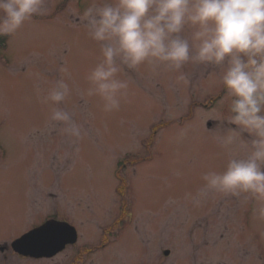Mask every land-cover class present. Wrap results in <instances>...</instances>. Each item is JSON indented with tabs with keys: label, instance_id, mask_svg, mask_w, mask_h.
I'll list each match as a JSON object with an SVG mask.
<instances>
[{
	"label": "rangeland",
	"instance_id": "1",
	"mask_svg": "<svg viewBox=\"0 0 264 264\" xmlns=\"http://www.w3.org/2000/svg\"><path fill=\"white\" fill-rule=\"evenodd\" d=\"M100 2L42 0L41 14L0 36V241L57 216L75 226L77 244L25 264H264L255 201L200 195L203 174L236 154L218 139L231 100L222 67L125 69L127 99L104 112L87 95L102 55L83 18ZM62 78L69 96L42 103ZM57 108L79 138L51 121Z\"/></svg>",
	"mask_w": 264,
	"mask_h": 264
},
{
	"label": "clouds",
	"instance_id": "2",
	"mask_svg": "<svg viewBox=\"0 0 264 264\" xmlns=\"http://www.w3.org/2000/svg\"><path fill=\"white\" fill-rule=\"evenodd\" d=\"M41 2L0 0V36L41 14ZM83 18L102 55L87 75V95L99 96L106 113L119 111L127 99L129 81L120 77L125 69L147 64L178 72L189 62L222 67L231 100L223 121L229 128L218 139L236 154L223 171L203 174L200 195H244L255 201L253 218L264 221V0H101ZM177 81L188 82L183 73ZM69 94L62 78L41 102L59 104ZM50 119L81 136V126L63 109H54Z\"/></svg>",
	"mask_w": 264,
	"mask_h": 264
},
{
	"label": "water",
	"instance_id": "3",
	"mask_svg": "<svg viewBox=\"0 0 264 264\" xmlns=\"http://www.w3.org/2000/svg\"><path fill=\"white\" fill-rule=\"evenodd\" d=\"M77 238L75 227L67 222L51 220L17 240L14 246L16 248L23 246L22 252L25 255L50 257L61 251L68 243H75ZM35 241L37 249L33 247ZM168 254L169 251H166V255Z\"/></svg>",
	"mask_w": 264,
	"mask_h": 264
},
{
	"label": "flooded vegetation",
	"instance_id": "4",
	"mask_svg": "<svg viewBox=\"0 0 264 264\" xmlns=\"http://www.w3.org/2000/svg\"><path fill=\"white\" fill-rule=\"evenodd\" d=\"M24 206H26L25 203H23V210H24ZM50 219H57V216L47 217L44 220V222L38 223L37 225H33L28 231H24V232L19 231L18 233H16L17 235H14V236H12L14 233L6 235V236H12V237L10 239H5V240L0 241V264H25V260H29V259L44 260V259L55 258L57 254L55 256H52V257H39V258L26 256L22 252V250H24L23 246L17 247V248L14 246V243L18 239L22 238L26 233L30 232L31 230L38 228L40 225L44 224L46 221H48ZM0 229H2L1 225H0ZM76 244L77 243H75L74 245H76ZM69 246H73V245H69ZM69 246L66 245V248ZM33 247H34V249H37L36 245H34Z\"/></svg>",
	"mask_w": 264,
	"mask_h": 264
}]
</instances>
